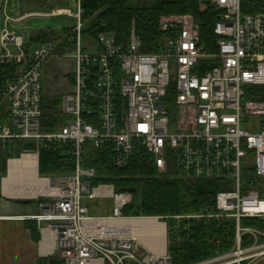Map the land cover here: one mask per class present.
<instances>
[{"label": "built area", "instance_id": "2783aa9c", "mask_svg": "<svg viewBox=\"0 0 264 264\" xmlns=\"http://www.w3.org/2000/svg\"><path fill=\"white\" fill-rule=\"evenodd\" d=\"M197 1L201 11L216 13L215 37L203 36L202 24L192 13L165 14L159 22L161 46L152 52L143 50L135 28L127 44L101 32L91 50L83 42L82 0H77L75 10L6 15V26L33 16L75 22L66 36L30 46L7 27L0 37V61L16 65L0 98L9 112L8 120L0 123V158L5 151L14 153L10 144L35 143L8 159L7 175L0 182L3 185L9 176L12 160L33 156L36 180L23 173L26 180L18 188L34 194H7L39 203L40 213L32 218L51 239V255L46 258L61 264H173L171 226L181 229L193 221L234 219V246L190 264H264V227L244 223L250 218L264 221V98L250 96L264 92L258 89L264 86V5L245 11L249 0ZM64 43L75 59L74 89L62 97L64 124L43 131L44 65L59 55ZM88 142L97 148L111 143L118 167L126 166L137 146H143L161 175L220 181L224 189L216 195V209L125 215L133 191H118L111 183L93 186L97 172L82 163ZM45 143H71L75 170L42 175ZM85 197L111 200V212L89 214ZM139 217L164 224L165 245L160 251L119 224Z\"/></svg>", "mask_w": 264, "mask_h": 264}, {"label": "trees", "instance_id": "16d2710c", "mask_svg": "<svg viewBox=\"0 0 264 264\" xmlns=\"http://www.w3.org/2000/svg\"><path fill=\"white\" fill-rule=\"evenodd\" d=\"M264 5V0L245 2V11H254ZM84 8L83 35L97 40L99 33L112 35L118 43L127 44L135 28L141 39L144 51H157L162 43L159 30L160 17L171 13H192L202 24L203 36L213 39L216 13L207 9L201 11L197 0H82ZM52 34L40 32L29 42L34 45L52 39ZM65 45L57 50L62 53ZM16 65L0 61V98L8 81L14 76ZM74 82L73 73L68 74ZM264 91V86H258ZM64 93H53L43 88L42 130L54 131L63 125L66 116L62 111ZM264 98V92L250 95ZM9 118L6 103L0 105V123ZM32 141H17L12 144L13 152H3L0 158V179L7 175L8 159L19 156L24 149H32ZM82 163L94 168L97 176L93 186L102 183L114 184L118 191L133 190V201L125 208L130 216H166L188 212H205L216 209V195L224 189L215 179H193L173 173L161 175L154 163L153 155L143 146H137L130 162L118 167L114 162L111 143L97 148L88 142L83 153ZM76 168L73 145L71 143H45L41 147L40 173L42 175L70 174ZM245 224L264 227V221L257 218L246 219ZM35 239H39L37 227H32ZM169 250L173 264H190L215 255L218 251L230 250L236 240V221L234 219H210L193 221L181 229H169ZM51 258H40L39 264H52Z\"/></svg>", "mask_w": 264, "mask_h": 264}, {"label": "rangeland", "instance_id": "374dc122", "mask_svg": "<svg viewBox=\"0 0 264 264\" xmlns=\"http://www.w3.org/2000/svg\"><path fill=\"white\" fill-rule=\"evenodd\" d=\"M151 1V0H143ZM7 6V8H6ZM77 0H0V37L4 27L11 32L24 38L26 42H30L32 38L40 32L51 33L52 39L64 37L71 32V24L60 22L58 17H29L19 23H9L5 25L6 15L17 17L32 11H51L61 8L75 10ZM85 45H91V50H95L97 42L90 37L83 36ZM1 51V47H0ZM73 50L67 49L58 56L52 57L44 65V86L48 91L53 93H65L74 89V82L68 76L75 71V59L71 56ZM8 107V105L6 104ZM12 148V144H10ZM176 170V166L173 167ZM85 205L89 207V214H107L106 210L111 205V200L85 197L83 199ZM16 205V204H14ZM20 207H39L38 202L19 203Z\"/></svg>", "mask_w": 264, "mask_h": 264}, {"label": "crops", "instance_id": "0c3cea01", "mask_svg": "<svg viewBox=\"0 0 264 264\" xmlns=\"http://www.w3.org/2000/svg\"><path fill=\"white\" fill-rule=\"evenodd\" d=\"M30 202L35 201L21 202L8 195L5 183L0 182V264H39L40 258L51 255L50 237L42 234L40 224L32 218L40 213V207L19 206ZM111 208L112 203L106 210L110 213ZM32 227H37L39 239Z\"/></svg>", "mask_w": 264, "mask_h": 264}, {"label": "bare ground", "instance_id": "6f19581e", "mask_svg": "<svg viewBox=\"0 0 264 264\" xmlns=\"http://www.w3.org/2000/svg\"><path fill=\"white\" fill-rule=\"evenodd\" d=\"M23 173L24 175L25 173L27 174L25 175L27 178L29 177L34 181L36 180L35 178H32L37 174V165L32 155L25 156L24 159L21 160L11 161L10 174L5 179L6 193L15 194L17 196L34 194L33 192H27L25 189L22 190L21 188H18L23 181ZM119 224L127 229H131L135 235L141 238L151 248L160 251L165 245V226L163 223L158 222L157 218L139 217L120 221Z\"/></svg>", "mask_w": 264, "mask_h": 264}, {"label": "water", "instance_id": "95a60500", "mask_svg": "<svg viewBox=\"0 0 264 264\" xmlns=\"http://www.w3.org/2000/svg\"><path fill=\"white\" fill-rule=\"evenodd\" d=\"M59 21L60 22H63V23H69V24H71L72 26H74L75 25V22L74 21H70V20H68V19H59ZM128 191H133V190H128ZM21 202H28V201H30V200H20ZM50 263H52V264H61V260H58V259H56V258H51L50 259Z\"/></svg>", "mask_w": 264, "mask_h": 264}]
</instances>
